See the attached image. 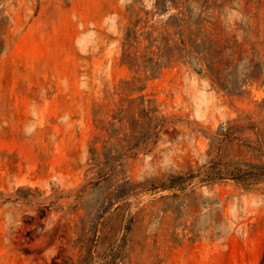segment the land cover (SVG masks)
Instances as JSON below:
<instances>
[{
	"label": "rangeland",
	"instance_id": "374dc122",
	"mask_svg": "<svg viewBox=\"0 0 264 264\" xmlns=\"http://www.w3.org/2000/svg\"><path fill=\"white\" fill-rule=\"evenodd\" d=\"M180 10L206 61L121 63L135 19L140 52L179 45ZM247 163L264 0H0V264H264V175L228 176Z\"/></svg>",
	"mask_w": 264,
	"mask_h": 264
},
{
	"label": "trees",
	"instance_id": "16d2710c",
	"mask_svg": "<svg viewBox=\"0 0 264 264\" xmlns=\"http://www.w3.org/2000/svg\"><path fill=\"white\" fill-rule=\"evenodd\" d=\"M178 13L181 16L177 19L178 22L175 26L174 34L178 36L179 45L172 38L166 36L165 38L162 37V45L156 46L155 50L151 47L152 41L156 39L150 40L152 32L147 31L144 39L149 42L143 47V52L139 51V45L141 43L140 37L144 35V32H139L136 28L139 22L138 19L130 22V25L125 30L121 43V63L135 72L142 70L148 72L146 76L153 77L165 63L172 60L173 55L178 59H184L183 61L185 62L190 61V58L193 57L199 65H201L202 61H206L207 59L203 52L205 37L200 35L199 30L192 37V29L189 28L188 20L184 18L183 10H180ZM174 52L175 54H172ZM211 65H213V61L209 59L207 64V72L209 73H211ZM229 130L230 128L228 127L222 134L225 136L228 135ZM244 165L247 167L234 168L228 173V176L240 183H254L259 181L264 175V170H262L264 169L263 164L247 163Z\"/></svg>",
	"mask_w": 264,
	"mask_h": 264
}]
</instances>
